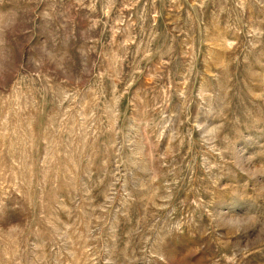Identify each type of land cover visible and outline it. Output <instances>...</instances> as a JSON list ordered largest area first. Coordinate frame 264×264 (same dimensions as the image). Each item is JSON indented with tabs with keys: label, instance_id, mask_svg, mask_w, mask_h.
I'll return each mask as SVG.
<instances>
[{
	"label": "rangeland",
	"instance_id": "374dc122",
	"mask_svg": "<svg viewBox=\"0 0 264 264\" xmlns=\"http://www.w3.org/2000/svg\"><path fill=\"white\" fill-rule=\"evenodd\" d=\"M0 264H264V0H0Z\"/></svg>",
	"mask_w": 264,
	"mask_h": 264
}]
</instances>
